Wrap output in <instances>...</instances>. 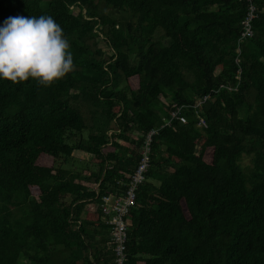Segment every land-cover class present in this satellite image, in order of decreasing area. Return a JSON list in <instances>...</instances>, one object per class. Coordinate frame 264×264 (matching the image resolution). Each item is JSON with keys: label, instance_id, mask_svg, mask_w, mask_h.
I'll list each match as a JSON object with an SVG mask.
<instances>
[{"label": "trees", "instance_id": "16d2710c", "mask_svg": "<svg viewBox=\"0 0 264 264\" xmlns=\"http://www.w3.org/2000/svg\"><path fill=\"white\" fill-rule=\"evenodd\" d=\"M19 14L53 15L74 63L0 79V264H115L102 196L151 130L124 264H264V0H0Z\"/></svg>", "mask_w": 264, "mask_h": 264}, {"label": "clouds", "instance_id": "9594fccd", "mask_svg": "<svg viewBox=\"0 0 264 264\" xmlns=\"http://www.w3.org/2000/svg\"><path fill=\"white\" fill-rule=\"evenodd\" d=\"M70 47L53 15H10L0 24V79L49 84L73 67Z\"/></svg>", "mask_w": 264, "mask_h": 264}, {"label": "built area", "instance_id": "2783aa9c", "mask_svg": "<svg viewBox=\"0 0 264 264\" xmlns=\"http://www.w3.org/2000/svg\"><path fill=\"white\" fill-rule=\"evenodd\" d=\"M254 16V6L249 4L248 12L245 18L242 20L243 31L241 36L252 35V29L250 21ZM240 70L236 72L238 78ZM229 85V84H228ZM222 86V85H220ZM232 86L229 85L228 88ZM175 114V113H172ZM198 124H204L202 117H199ZM155 130H151L146 137L145 143L141 149V157L134 172L129 176L127 187L122 195H105L102 196L101 211L106 222L110 225V235L113 242V251L116 257L115 264H124L125 260V239H126V227L129 223L128 211L131 205L135 202L136 189L138 185L143 181L145 171L148 165V152H149V141L151 135Z\"/></svg>", "mask_w": 264, "mask_h": 264}, {"label": "rangeland", "instance_id": "374dc122", "mask_svg": "<svg viewBox=\"0 0 264 264\" xmlns=\"http://www.w3.org/2000/svg\"><path fill=\"white\" fill-rule=\"evenodd\" d=\"M100 44H101L102 47L104 46L103 43L100 42ZM73 156H76V157L80 158L81 160H87L86 158L88 157L86 153L80 152V151H78V150H75V151L73 152ZM76 159H77V158H76ZM241 162H242L243 164H246V165H249V166H250V164H251L249 158L246 157V156H243V157L241 158ZM20 263H21V264H26L24 260H21Z\"/></svg>", "mask_w": 264, "mask_h": 264}]
</instances>
